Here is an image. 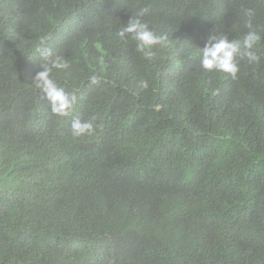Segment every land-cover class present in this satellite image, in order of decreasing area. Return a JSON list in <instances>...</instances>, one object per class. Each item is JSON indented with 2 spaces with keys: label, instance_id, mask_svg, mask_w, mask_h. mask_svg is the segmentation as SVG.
I'll return each instance as SVG.
<instances>
[{
  "label": "trees",
  "instance_id": "1",
  "mask_svg": "<svg viewBox=\"0 0 264 264\" xmlns=\"http://www.w3.org/2000/svg\"><path fill=\"white\" fill-rule=\"evenodd\" d=\"M144 7L151 61L116 35ZM247 9L260 61L205 71ZM41 46L69 116L35 88ZM0 264H264V0H0Z\"/></svg>",
  "mask_w": 264,
  "mask_h": 264
},
{
  "label": "clouds",
  "instance_id": "2",
  "mask_svg": "<svg viewBox=\"0 0 264 264\" xmlns=\"http://www.w3.org/2000/svg\"><path fill=\"white\" fill-rule=\"evenodd\" d=\"M147 7L139 9L127 23L116 33L120 40L127 42L129 39L135 42L136 51L141 53L145 60H153L156 56L155 48L166 46L167 37L157 34L148 24L142 22L140 17L148 15ZM253 10H245L246 27L248 31L242 38L232 39L227 34H211L201 48L200 65L205 71L216 70L227 73L232 79L238 78L239 61L247 59L251 63H258L260 55L257 45L261 41V35L252 26ZM43 43V42H42ZM39 55L38 71L33 77L35 88L44 94L50 111L61 117L69 116L77 102L75 93L67 92L59 86L53 78L54 70H63L69 67V62L58 54L50 46H41L37 49ZM90 83H99V77L95 74L90 76ZM142 89L148 88L147 80H140ZM95 117L90 120L73 118L70 124L72 136L80 137L93 135L96 131Z\"/></svg>",
  "mask_w": 264,
  "mask_h": 264
}]
</instances>
